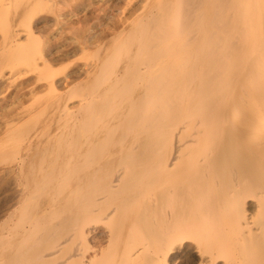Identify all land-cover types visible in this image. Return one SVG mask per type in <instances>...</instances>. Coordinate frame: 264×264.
Returning a JSON list of instances; mask_svg holds the SVG:
<instances>
[{"label":"bare ground","instance_id":"6f19581e","mask_svg":"<svg viewBox=\"0 0 264 264\" xmlns=\"http://www.w3.org/2000/svg\"><path fill=\"white\" fill-rule=\"evenodd\" d=\"M8 2L0 64L23 74L38 56L13 32L31 5ZM154 2L79 40L95 58L64 143L0 151L28 184L1 206L0 264H264V0Z\"/></svg>","mask_w":264,"mask_h":264},{"label":"rangeland","instance_id":"374dc122","mask_svg":"<svg viewBox=\"0 0 264 264\" xmlns=\"http://www.w3.org/2000/svg\"><path fill=\"white\" fill-rule=\"evenodd\" d=\"M8 1L9 0L4 2L3 6H0V49L4 51L5 49L3 48L1 37L8 32L12 25L10 19L5 14L7 13L5 8L8 7H5V5H9ZM148 2L149 5L147 4ZM21 3H26L31 6L29 11L22 13V16L16 21L17 26L15 27L16 29L14 28L15 31L13 32L16 40L15 44H19L20 46L24 44L28 45L19 50L20 56L29 53L32 54V56L33 54L37 55L38 59L33 62L25 63L22 66L24 69V71H22L23 74L17 73L12 75V63L4 62L0 64V143L6 142L5 147L0 144V151L3 149L11 151L16 146L20 145L22 147V153L24 154L30 149L27 156L31 158L33 154L39 157L40 153L44 150L49 152L52 146L57 149L62 144L61 140H63V138L60 139L61 134L68 135L78 129L79 123L76 125L73 123L76 121L73 120L74 118L72 119L74 115L65 114L63 110L68 108L70 111H73V109L75 110L83 102V97H77L78 92L81 91L77 82L78 84L80 82V86L83 83L82 81H84V84L86 83L85 79L83 80L87 68L84 64L93 62L95 58L93 55L95 48H90L83 52L78 47L79 40L85 35L91 34L100 35L106 33V35L109 36L111 30L109 31L108 28H112L114 25L119 27L116 33H121L123 26H125L122 21H133L139 14L147 10L145 9L146 7L150 8V4L153 5L155 2L154 0H18L17 4ZM14 9L16 10V7H14ZM126 18L130 19V21ZM69 22H71V24L67 26L65 23ZM24 29L26 31H24ZM17 30H22L23 33L18 34V32H16ZM35 35L36 37H34ZM41 50H43V53L46 55L45 58L50 61L52 60L53 64L51 63V66L43 64L41 60ZM63 53L67 54L62 55ZM82 74H84V76ZM68 80H75L72 86L75 85L73 94L76 95V97L64 99V101H66V107H62V102H60L61 106L57 104V101L53 97V92L64 91L62 86L66 84ZM76 86L78 88H76ZM54 101L55 103H53ZM31 107H33L32 109L34 111ZM57 107L60 108L58 109ZM62 114H64V116H62ZM14 116L17 117L15 118ZM50 143L52 144L50 145ZM48 145L50 147H48ZM23 165L25 164L18 165L12 163L9 167L19 171L23 169ZM4 166L5 164L1 162L0 198H3L0 199V209L6 201L8 202L11 195L14 196V193L25 191V189L28 188V184L26 182L23 183L25 178L24 180L15 179V173H11L9 171L10 168ZM17 167H19V169H17ZM42 167L43 165L41 163L40 168ZM29 188L27 196H32V193L34 194V182L29 183ZM26 203L27 201L25 204ZM47 204H50L49 200Z\"/></svg>","mask_w":264,"mask_h":264}]
</instances>
